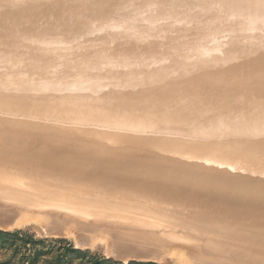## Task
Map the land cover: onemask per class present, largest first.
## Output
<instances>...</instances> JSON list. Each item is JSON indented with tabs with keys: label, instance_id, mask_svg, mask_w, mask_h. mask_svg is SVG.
Segmentation results:
<instances>
[{
	"label": "bare ground",
	"instance_id": "bare-ground-1",
	"mask_svg": "<svg viewBox=\"0 0 264 264\" xmlns=\"http://www.w3.org/2000/svg\"><path fill=\"white\" fill-rule=\"evenodd\" d=\"M92 1L95 2L94 7H90L89 10L88 7H86L87 9H84L85 7L83 8L84 11L86 10H88L87 12L90 11V13H87L88 15L82 17V15L78 16L77 14L76 18L70 20L69 18L70 15H68L67 12L70 11L76 5L78 0H0V71L5 70L3 71V73L0 72V77H3L6 82H9V84L10 81L13 82L16 79H17L16 82L23 84H26L28 80L34 78H36L37 80H41L44 78V80L46 79L52 81L53 84L56 83L58 80L63 79V81L66 80L67 83H69V85L80 80L83 83H85L87 85L86 87H88L89 89H91L90 87L91 85L94 86L97 83V81H100L101 82L100 89H102L103 92L102 96L100 94L97 95L99 96V100L95 99L92 102V97L86 95L88 93H86L85 95L83 93L84 96L82 94H78L76 96L74 93L75 91L70 89L68 90L66 89L65 92L60 91L61 94H57L56 92L57 97H55V91L52 92L50 88L49 90L46 89L43 92L41 91L39 92L37 90L35 91L33 88L26 89L20 86H16L15 82H14L15 83L14 86L9 85L10 87H3V89L6 88L7 90L5 89L1 91L2 88H0V197H4L11 200V202H7L6 200L0 198V207H6L9 209H14V207L15 209L26 207L33 211L39 210L41 211V213L48 212L50 208L52 209L51 210L52 212H55L56 214L59 213V215L61 214V216H59L60 218L78 219L86 223L90 222V221L88 222L86 221V219L89 216L98 217V216L106 215V218L108 217L107 220L104 219V221L102 220V222L100 221L96 222L94 220L97 218L93 217L94 222L92 221L90 224L97 225L111 231V238L113 239L112 243L115 245L116 248L118 247L122 251H130L132 253H137L140 250L148 251V252H152L155 250L162 251V250H167L169 248V245L172 244L176 249L180 247L183 252L180 250V248L178 250L181 251L182 254H184L183 256H186V258L189 257L191 259H194L193 261H196L197 264H264V234L260 233V232L264 233V180H258L259 178H256L258 182L254 179L256 183H254L253 180L251 183L249 179H244L243 178L244 176L240 177L239 173L235 172L237 171V169L234 171V165L231 164L234 158L233 156L234 153L232 148L234 147V145H236L238 139L232 137L225 139L223 146H226L227 149H223V153H221L220 151L219 154L217 151L212 149V147L209 145L207 140H203L207 138V135L204 132H200V134L198 135L193 134V136L184 135V137H182L180 141L175 143H173L170 138H166V140L163 143L164 146H166L167 156L171 157V158L168 157L166 159L167 162L171 161V162L182 163V166H180L179 169H177L176 171L171 167L164 168L161 167L159 164H158L159 166H157V164L156 165L154 164L155 163L154 159L151 156H156V146H140L142 148V151L137 150L135 147H132L134 149L129 150L130 148H126V147L113 148L112 146H106L105 144H103L104 142H102V140L100 139L98 140L89 139L90 137L93 136V133L92 130L88 132V130L84 128L82 123L83 117L81 110L85 108V110L87 111V112L85 111V113H87L90 118H94L93 116L96 115L95 110L97 108L98 109L102 108V106L100 107L98 106V104L102 103L103 106H105L106 104L104 103H108L107 105L109 106V104H111L110 105L111 107L109 108L103 107V109H101L102 111H100L101 113L106 115L105 119L107 117H110L112 114L118 115L119 113H121V109H122L125 110L123 113H125L126 115L129 114L131 115V113L132 115L134 114L133 119L137 120L143 117L142 114L145 112L146 109L149 108L151 111L154 110L159 111L158 113L162 115L161 119L166 120L167 124L170 125L171 129H175L178 132L176 133L177 135L178 134L181 135L182 134L181 127L183 126L182 124L179 125L178 122L173 118L174 115L172 116L171 114V112L173 113L172 110H174L175 108H179V106H184L188 109H191L192 119L198 118L199 116L202 117L203 119V115L204 116L206 115V117L208 116L210 118L211 117L216 118L219 116V115L217 116L216 113L217 110L219 109L218 106H221L222 108L225 107V103H224L225 101L229 99L230 100L239 99V101L235 102V105L237 104V102H239L238 103L239 105L238 104L237 105L240 108L237 111L236 118L239 119V121L241 122L244 121L245 123H242L243 126H247L250 129L254 128L255 126L259 127L258 130L260 129V132H258V134L256 135L261 136L262 138L261 143L264 146V86L263 84H261L262 85L261 87V85L259 84V87H256L258 85H255L254 87L255 81H253L254 84L253 87H251L250 84H252L253 82L252 83L250 82L255 78H251V80L249 79L250 84L244 83L246 80V79L244 80L245 76L247 75L246 78L248 79L252 77V76L250 77L248 76L249 73H253L252 71L250 72V70L248 69V67L250 66L248 65V63L250 62L249 61L247 63L245 62V64L248 66L247 67L243 61L244 59L245 61L250 59L248 58L247 55V52L249 50L246 52V54H243L244 51L242 53L243 55L247 56L248 58L247 60L246 58H244L245 56L242 58L243 60H240L239 59L240 57L236 58L237 55L239 54L241 55V53L235 50L237 55L234 56L235 55L234 48H229V47L227 49L225 48L221 49L219 47L220 49H216L215 55L213 53L214 57L211 58V54H209L210 58L207 57L210 63H215L214 61H217L219 62V64H221V66L222 65L224 66L226 65V67L229 66L230 67L229 70H231L232 68L237 69L239 66L241 67L244 64V67L246 66L243 72L244 73L243 75H245L243 77L244 81L239 78L240 74H238L239 77H237L238 75H235L236 70L232 72L235 73L233 76L232 74H230L231 72L229 71L226 72L225 71L226 69L224 68L223 69L225 72L223 71L221 73L222 69H220L221 71L218 69L220 68V65H218L217 63L216 64L219 67L217 65L215 66V64L213 65L215 66V68H213L212 65H209L210 67L212 66L211 68L215 70L217 68V71L218 70L220 71V74L217 72V74L219 75L224 76V75H228L225 73H229L232 77L231 78L229 76L230 79L236 77L239 78L241 81H238L239 79L237 80L236 78V81L241 82V84L238 83L239 86L235 80H234L235 83L233 80H230L231 82L233 81V84L229 83L230 81H228L229 84L226 83L227 81L226 82L224 81L223 83L224 84L226 83L227 85L222 84L221 83L222 80L221 82L220 80H218L220 83L219 82L214 83L212 79H215L216 82L219 75L217 76V79L216 77L215 78L212 77L214 75L216 76L217 74L215 73L216 72L215 70L213 74L211 72L212 70L210 69L209 72H211L213 75L210 76L211 79L207 77V75H205L207 73L205 70L210 68L209 66L205 67L207 64L206 65L203 64L205 65L204 66L205 70L204 67H202L203 68L202 70L205 71V74L200 69V71H202V73L206 76L205 79H203L204 75L200 73L203 75L200 76V74L197 71L198 67L203 65L200 66L195 65V67L197 68H195L194 65L192 66L193 68L196 69L197 73H195L196 71L192 72L193 69L191 70L190 67H189L190 69L187 67L189 70H191V72H189V70L187 69L188 73H186L187 70L185 68L184 69L186 71L178 67V71L179 69L181 71L182 70L185 71L183 74L181 73V71L178 73V71H176L177 70L176 67L178 64H176L175 62L176 61L180 62V59L178 61V58H176L177 54L176 55L173 54L177 59V60L175 59L176 61L175 60L173 61L174 62L173 64L175 65L172 66L174 67H170V66L168 67V65H166L167 63L164 64V62H161L160 60L159 62L163 63L164 65L163 67H160L161 69L158 68V70H156V67H153L152 65L155 64L153 63L154 61L152 63L148 61L149 59H152L149 58L151 56L150 55L146 57L147 59L148 58L149 59L147 60L144 58L145 59L144 61L147 60L150 63L149 65H151V67L153 68H150L147 65L148 67L147 66L146 67L148 69L146 68L145 70H139L138 69L139 67L134 65L136 61L132 60L137 54H139L137 53L138 51L136 49H133V52L135 50L137 54L134 55V57L133 56L129 57V58L133 57L132 59H130L134 61L133 64L134 66L132 67H130V65H127L128 62L125 63L127 66L123 65V67L122 68L120 67V69L119 67H116V66H120V64L116 66L108 65L110 59H112V62H114V59L118 60L119 57L122 55V54L118 55L119 53L118 54L115 53L116 56L118 55V57H115V55H113L114 57L113 56L111 57V55L110 57H108L107 55L105 59H107L108 64L100 68L104 70L101 71L100 75L99 74L97 75V72L95 74L84 73L83 71L86 68L82 69L83 70L82 72L78 71L77 73H72L71 69L65 71L63 70V66H65V63L69 57L73 55L80 56L81 55L80 53L83 54L84 52V54H89L88 56L92 58L90 52H92V54L93 52L97 54L98 47L104 49V46H100V45H105L108 42L107 34L108 32L111 33L110 31L112 30H115L117 33H120L121 35L134 34L133 38L139 37V39L146 40L150 38L149 36L148 38H146L147 37L146 35L149 33V32L147 33V31L158 32L159 30H163L167 25L170 24L167 23V25L164 26L163 29H158V31L156 30V20H157L156 0H144V1L141 0L142 3L140 2V5L137 6H135V4H139V3L137 0H135L134 4H132L133 7L127 10L120 9L121 7H119L118 4L119 0H92ZM173 1L179 4V0H173ZM192 1L189 3V5L192 4ZM201 1L198 0L199 3L197 1L196 2L200 4ZM227 1L229 2V0H226V2ZM250 1L252 0H232L234 6L238 9L240 13L245 11L246 6ZM259 1H260V3L258 4L259 7L257 8L258 10L254 9V7H256L257 4L254 5L252 9V10H257L255 11L256 16L254 17L252 15L253 16L252 17L250 15L252 18L249 17L251 19V22L249 23L250 27L248 26L249 28L246 30L248 31L246 32V35L253 34L252 36H254L253 32H255L256 30H257L256 32L258 31L260 32L261 30L264 29L262 27H261L262 29L261 28L258 29V27L261 25L258 26L259 24V21L257 22L258 19L257 20L254 19L257 16L264 17V0H259ZM205 2H201V4ZM185 4L186 3H184L183 5ZM225 6L228 7L229 5L228 6L225 5ZM204 7H206V5ZM170 8H172V6ZM185 8L187 9V12L192 11L191 9L190 11H188L189 6L186 4L183 9L184 10L183 12H185V14H186ZM236 8L231 7L233 11ZM249 9L250 8H248L247 10L248 12L252 11ZM208 10L209 9L207 6L206 11L208 12ZM221 10L220 9L218 10L220 11L221 14H219L218 11H216L218 15H222L223 11ZM195 11L200 12V10L197 11L196 8ZM196 12L194 14H200ZM228 13H226V15ZM213 14H215V12H213ZM234 14L231 16H234ZM172 15L174 16V14ZM203 15L205 14H202V16ZM185 16L187 15H184V17ZM189 16H191V14H189L188 17ZM263 17H261V19ZM175 18H177V16ZM226 18L222 17V21L220 20V22H223V19ZM234 18L236 17L234 16ZM238 18L240 17L238 16ZM196 19L197 18H195V22L193 20L194 24L198 20ZM244 19L246 20V18ZM175 20L172 19V21L170 22L176 23L174 22ZM180 20L181 19H179L177 22H179L178 23L179 25H182L183 24L181 22L182 20L181 21ZM188 20L189 19H186L187 23ZM230 20L232 21V19L230 18L228 22H230ZM235 20L233 19V23H234L233 25H236L237 27L233 25L232 26L236 27L237 31L245 30V28L242 29L243 25L241 24L240 21L242 19H238L240 23L235 22ZM200 22L204 23V21H200ZM207 22L208 20H206V24ZM210 22L212 23V20ZM220 22H219V27H221ZM243 22L244 21H242V23ZM235 23L237 24L239 23L242 28L239 26V24L237 25ZM178 24H176V26ZM208 24L210 25V23ZM223 24L224 23H221L222 26ZM227 24L228 23L226 22V24L224 25L228 26ZM231 24L229 23V26ZM246 24L248 23L246 22ZM246 24L244 23V25ZM171 25L172 24H170V26ZM209 25H204V26H209ZM176 26H174L175 27L174 32L177 29ZM196 26L198 27V25ZM213 26L214 27L216 26L215 23ZM226 26H224V28H226ZM189 27L191 28V31L190 29H188ZM197 27H195V29H197L198 30L197 32H199L201 27L200 28ZM188 28L186 30L184 29L185 31L183 30L184 33L181 32L182 34L179 31H177L178 29L176 31L178 32V34H181L180 36L186 33L189 34L188 32H186L187 30H189V32L193 31L191 34L196 33L194 36L195 39L200 32H201V37L203 35L202 32L204 33V28L201 29L203 31L200 30L198 34L197 32H195L196 30L195 31L194 29L192 30V26H188ZM215 28L213 29V31L215 30ZM208 29H210V27H208ZM229 29L230 28L227 27L226 30ZM224 30L222 32L218 28L219 31L218 32L216 29L218 33L216 32L217 34H215L214 32L215 36L216 35L218 36L221 32L223 35H227V32L230 35L232 31L231 30L230 33L229 31L227 32L225 31L224 33ZM236 30L235 32L232 31L233 33H231L230 35V36H232L233 34L235 35L234 40L235 39L238 40V38H235L237 35ZM169 31L170 30L166 32ZM213 31L212 33L210 32L212 36H213ZM242 31L240 34L244 35V32L242 33ZM161 32L159 31L158 34H160ZM158 34L155 36V38L152 36L151 38H154L156 40L157 37H159ZM169 34L170 32L168 33V37H170ZM222 34H220V36L222 37L219 36L218 37L223 38L224 40L225 36L223 37ZM260 34L261 33H257V35L259 36ZM193 35H190V37L188 36L191 41H192L191 36ZM207 35L208 34L205 35L206 38L210 37V39L212 38L213 40L212 36H207ZM243 35H241L240 39L242 37L244 38ZM199 36L197 37L198 41H199L198 39ZM238 36H240L239 32H238ZM252 36L249 35L246 37H252ZM255 36L252 37L253 40ZM262 36L261 39H259L260 41L264 39V34ZM182 37H179V39ZM127 38H130V36L129 37L127 36ZM252 38H249V40L251 39L252 41ZM256 38L255 40L258 39ZM122 39H117V40H120L122 42ZM134 39L137 41L136 38ZM207 39L205 40V43L207 42ZM210 39L208 40V42L210 41ZM227 39L228 37L226 36V40ZM246 39L244 38L243 41ZM130 40H132V38H130ZM223 40L222 39L219 40L222 43L219 42L218 44L222 45L223 42L225 43L227 42L226 40L224 41ZM114 41H116V39ZM127 41H129V39ZM191 41H189V43L186 44H191L190 43ZM143 42L139 43V40L137 41L139 45H141ZM157 42L158 41L154 42L157 45V46L155 45V48L157 47L156 49H158L160 47L159 44H161L159 42H158L159 44H157ZM212 42L210 41V43ZM216 42H218V40ZM216 42L215 44H217ZM253 42L254 43L249 44V47L252 44L253 45L255 44V41ZM194 43L197 48L201 46V45L199 46L196 42ZM228 43L230 42H227V44ZM231 43L230 45H232ZM237 43L238 45L235 46L236 47L240 46L239 42ZM243 43L242 46L246 44L245 42ZM213 44L210 45L208 43V47L210 45L211 48L210 47L209 48L214 52L215 51L214 49L219 45L217 44L216 47L214 48ZM227 44L225 46H228ZM123 45L125 46V44ZM144 45L145 47H149L146 46V44ZM246 45L244 46L245 48ZM132 46H134L133 48H135L136 44ZM201 47L205 48L206 46L205 47L201 46ZM212 47L214 49H212ZM244 47L242 50H247L244 49ZM123 48L125 49V47ZM129 48L132 49V47ZM155 48H153L154 51L156 50ZM171 48L172 51L174 48H175L174 50L176 49L185 50L186 48L191 50L192 46L171 43ZM105 49H111V48L105 47ZM118 49L116 52H118ZM131 49H129V51L132 52ZM139 49H142V47H140ZM146 50L149 49L147 48ZM195 50L196 49H194V51ZM99 51L101 52V49ZM121 51L122 50H120V52ZM152 51L153 50L151 49V52ZM206 51L210 52L207 49ZM253 51L254 50H252V52ZM103 52L105 51H102V53ZM142 52L145 54L146 52L145 49H142ZM151 52L149 54H151ZM249 52L251 53V51ZM95 53L94 55H96ZM102 53L100 55H102ZM123 53L124 56L125 54H128L127 52L125 53L124 50ZM107 54L110 53L108 52ZM133 54H135V52ZM160 54L157 55L159 56ZM201 54L203 55V57H205L203 53ZM257 54L259 53L256 50V53L253 54L255 56L254 59L258 58ZM129 55H132V53ZM147 55L148 53L146 54V56ZM154 55L155 54H153V56ZM167 55L169 54H166V56ZM185 55H187V53H185L184 56ZM193 55L194 54H192V56ZM84 56L86 57V55ZM88 56L87 58H89L90 60L91 58ZM128 56L126 57L128 58ZM95 57H93L95 60L92 58L94 61H96ZM121 57L123 58V55ZM143 57L140 55V59H142ZM155 57L153 59L159 58V57L156 58ZM179 57L181 58V56ZM127 58H125L124 60H126ZM168 58L164 60L167 61ZM72 59H74L75 61V58ZM92 59L89 62H92ZM137 59L139 60V57ZM171 60L173 59L171 58L170 61L168 59V62L171 63ZM184 60H182L184 62V63L182 62L183 65L185 64ZM187 60L186 62H188ZM242 61L243 63L241 64L240 62ZM67 62L69 63V61ZM77 62L78 61H76L75 63L77 64ZM190 62L194 63L192 61ZM81 63L82 62H80V65ZM93 63L91 64L93 65ZM130 63L131 61L129 62V64ZM158 63L157 65L159 67L160 63L159 64ZM191 63L189 64L188 62L187 64L184 65V67H186L187 65L188 66L191 65ZM198 63L199 62H197V65H199ZM251 63L254 67L264 66V57H260L257 61L255 60L251 61ZM83 64L85 63L83 62ZM83 64L82 67L84 66ZM88 64L90 65V63ZM97 64L98 63H96V65ZM110 64L112 63L110 62ZM165 65L169 69H167ZM78 66L79 65H76V69H78L77 68ZM93 66H95V64ZM96 67L98 68L99 66ZM170 68L176 69V70L172 69L174 73H171L172 70L169 71ZM249 68H252V66ZM252 70H255V68ZM256 70L254 71V73L256 72ZM261 70H259V72L261 73L260 74L258 73L259 75H257V78L260 75H262L260 77L263 79L264 74H262L263 72ZM241 71H243V69H241ZM85 72H87V70H85ZM167 72L171 73L168 74L169 77L166 76ZM209 72L207 73L208 76L210 75ZM206 78H209L210 80ZM219 78H221V76H219ZM261 80L260 82L259 80L258 81L256 80L257 81L256 84H258V82L261 83ZM129 86H134V87L130 89ZM88 88L85 89L88 90ZM119 92H121V94ZM48 94H50L49 97ZM31 99L32 101H35L37 103L30 101ZM43 100L44 101L46 100L45 102L48 101L49 103H45ZM72 100H74L75 102L73 101V103L71 102L72 104H69L70 103L69 101ZM94 101L96 104L94 103ZM219 101H221V103ZM86 102L87 104H85ZM98 112L99 111H97V113ZM101 113H99L98 115L101 116ZM223 114L221 113L222 116L228 118ZM220 117H218V119ZM234 117H232L233 121H236L238 123L239 121L234 120L236 119ZM66 118H69L70 120ZM105 119L104 120L102 119L100 122H93L91 124L92 127L95 130L104 127V131H107L106 134L108 133L115 134L116 132L122 133L121 130L123 128V125L114 124L110 119L106 121ZM150 119L151 118H149V120ZM37 120H41V122L39 123V121ZM230 120H231V116H230ZM103 122H105V125L103 124ZM147 122L149 123V121ZM36 123H39L38 124L39 126L36 125ZM41 123H43V125ZM232 123L235 127H238L237 123L234 122ZM40 124L43 126L42 128ZM175 125H178L180 130ZM58 127H61V129L62 127L65 128V131L74 130L76 131L77 135H71V134L69 135L66 134L65 131H62L60 133V130L59 133H57L58 131L55 132L54 130H56ZM129 127L132 128V126ZM254 129L257 130L256 128ZM134 130L139 132L138 129H134ZM222 130H224V128ZM230 130L232 131V129ZM239 130H237V132ZM219 131L217 132L219 133ZM217 132L215 130V132L213 133H217ZM252 132L254 131L252 130ZM252 132L251 130L250 132H246V134L248 133V136H251L249 141H252L255 137L257 138V136ZM225 133L221 135L224 136ZM187 149L189 150V153L191 152V150H195V152H197L196 154L197 160L196 158L194 159L195 157L194 154L192 153L190 154L194 156L193 159L196 160V162L192 163L189 161L184 162L182 160L180 161L174 160L175 158L183 157L186 154L185 150ZM250 149L254 151L252 147H250ZM204 151H208L210 152V154L205 155ZM252 151L246 150V155H242V156H244L247 159H250L255 155V153H253ZM200 153L202 155H198ZM218 154L221 158H224L225 160L228 159L227 161L230 162H226L227 164L225 162H224L225 164L217 163L216 165L215 162H219ZM261 156H262L261 161L264 162V152L261 154ZM25 157H30V158H28L29 159L28 160V159H24ZM204 161H206V163H204ZM202 162L203 164H200ZM220 164L221 165L224 164L225 167L220 166ZM148 166H151L152 169L154 170L153 173L154 175L152 176L155 177V178L149 177L150 179L149 178H148L149 180L147 179L148 183L151 180L157 178L160 179V181L158 180L157 182L161 183L164 187L167 188H164L163 190L160 189L161 190L160 191L157 188L158 187L157 184H156L157 187L154 186L155 184L154 185L152 184L153 182L149 184H145V183L142 184L143 182H145L144 181V179L146 178L145 176L147 175L148 177V174H150V173L146 174L145 172H143L145 171L143 170L144 169L143 167L147 168ZM239 166L240 164L237 165V168ZM219 167L226 169L221 170L219 169ZM240 167L239 169H242L243 166L241 165ZM248 167H249L248 169H250V166ZM259 167L261 169V166ZM263 168L264 167H262V169ZM152 169L150 168V170ZM153 170L152 171L148 170V171L152 173ZM253 171L251 172L253 173ZM246 172H244L245 175L248 174V173L246 174ZM143 173H145L146 175L144 174L143 176ZM258 175L259 174L257 173V176ZM142 177L145 178L143 180H140L142 179ZM261 177H264V175H262ZM102 179H104L105 181ZM100 180H102V182ZM106 180L110 181L111 183L109 182L108 185H105L103 182L107 183ZM138 180L142 181V183L138 182ZM161 181L166 184H163ZM156 188L158 189V191H156ZM96 192L99 195L96 194ZM231 205L236 206V208L238 207V210H232L230 212H227L229 210L228 207H230ZM63 210L66 211V213L64 212L65 214L61 213L63 212ZM71 213H73V215L75 216H71L72 215ZM0 216H6V212L1 208H0ZM181 253L179 252V255ZM189 264L192 263L189 262Z\"/></svg>",
	"mask_w": 264,
	"mask_h": 264
},
{
	"label": "rangeland",
	"instance_id": "rangeland-1",
	"mask_svg": "<svg viewBox=\"0 0 264 264\" xmlns=\"http://www.w3.org/2000/svg\"><path fill=\"white\" fill-rule=\"evenodd\" d=\"M87 1H88V3H87ZM134 1L135 0H119V7H121L120 9L121 10H127V9H130V8H132L133 7V5L132 4H134ZM138 1V3L139 4H135V6H137V5H140V2L142 3V1H144V0H137ZM192 0H179V4H177L176 2H174L173 0H156V30L158 31V29H163L164 28V26H166L167 25V23H170V24H172L171 26H170V24L169 25H167L168 26V29H167V26L164 28L166 31H168V30H170L169 32H170V34H169V36L170 37H168V33L169 32H166L164 29V31L163 30H159L161 33L160 34H158L159 33V31L158 32H156V31H154V32H152V31H147V37L146 38H148V36L150 37V38H148V39H139V37L137 38V37H134V38H136L137 39V41L139 40V43H141V42H143L144 40L146 41H144L143 43L144 44H146V46H149V47H145V45L143 44H141V45H139L138 43H137V41L133 38V36H134V34H125V35H121L120 33H117L115 30H112V31H110L111 33H109L108 32V39H107V43L105 44V45H100V46H104V49H102V48H97L98 50H97V54L95 53V52H93V54H92V52H90V54L92 55V58L93 57H95L96 58V61H94L90 56H88L89 54H84V52H83V54L82 53H80L81 55L80 56H77V55H73V56H71L72 58H75V61H74V59H72L71 57H69L68 59H67V61H69V63L66 61V63H65V66H63V70H68V69H71L72 70V73H77L78 71L79 72H82L83 70L82 69H85V70H87V72H85V70L83 71L84 73H87V74H90V73H96L97 72V75L99 74H101V71H104V70H102V69H100L102 66H105V65H107L108 64V61H107V59H105L106 57H107V55H108V57H110V55H111V57L113 56V55H115V57H118V55H123V58L121 57H119V61H120V63H119V61L118 60H115L114 59V62H112V59H110L109 60V64L108 65H119L120 64V66H116V67H119V69H120V67L122 68L123 67V65L124 66H127V65H130V67H132V66H137V67H139L138 69L139 70H145L148 66L150 67V68H153V67H156V70H158V68L159 69H161L160 67H163V65L164 64H166V65H168V67L170 66V67H174V66H172V65H175V64H173L174 62V60L176 59V58H178V61H179V59H180V62H177L176 60V64H178L177 65V70L175 69V68H172V69H175L176 71H178V67H180V69H188L189 67L191 68V70H192V72L194 71H196V69L195 68H197V67H195V65L196 66H200V65H203V64H207L206 66L205 65H203V66H200V67H198V69H197V71H198V73L200 74V73H202V67H208L209 65H214L215 64V66L218 64V65H220V68H218L219 70L220 69H222V71H221V73L224 71V69H226L225 71L227 72V71H229V72H231L230 74H232L233 76H234V74L235 73H232V72H234V70H236L235 72H236V74L235 75H238V74H240V77H239V75L237 76V77H239L240 79H242L243 80V77L245 76V75H243L244 73V68H246V64H245V62L247 63L248 61L250 62V63H248V65H250L249 67H251L252 66V68H249L248 66V69L250 70V72L252 71L253 73H254V71L256 70V72L253 74V73H249V77L250 76H252V77H250V78H246V76H245V78H244V80H245V82L244 83H248V84H250V83H252L253 81H255V84H254V82L252 83V84H250L251 85V87H253V84H254V87H255V85H258V86H256V87H259V84L261 85V84H263V86H264V75H263V79L260 77V76H262V75H260L258 78H257V75H259L261 72H259V70H261L263 73L262 74H264V66H256V67H254L253 65H252V63H251V61H257L260 57H264L263 55V53H264V50H263V48H264V39H262V41H260L259 39H261V36L264 34L263 33V31H264V29L263 30H261L260 32L258 31V32H253L254 33V36H255V34H256V36H255V38L258 40V43H257V40H255V38H254V40H253V38L252 37H254V36H252L253 34H249L250 36H252V37H246V36H249V35H246V32H248V31H246L249 27H250V22H251V19L250 18H252L253 16L255 17L256 15V12L255 11H257L258 9V4L260 3V1L259 0H252V1H250L248 4H247V6H246V9H245V11L244 12H242V13H240L239 11H238V9L234 6V3L232 2V0H229V2L227 1L226 2V0H199V1H201V2H205V3H203V4H201V2H200V4H198L199 2H198V0H193L192 1V4H190L189 5V3L191 2ZM198 3H197V2ZM214 1V2H213ZM231 1V2H230ZM86 2V3H85ZM120 2H121V4H120ZM128 2H130V3H128ZM162 2V3H161ZM164 2V3H163ZM168 2H169V4H168ZM193 2H194V4H193ZM258 2V3H257ZM184 3H186L188 6H189V10L188 11H190V9L192 10V11H190V12H187V9L185 10L186 11V14H185V12H183L184 10V7H185V5H183ZM213 3V4H212ZM233 3V4H232ZM255 3V4H254ZM94 4H95V2L94 1H92V0H78V2L76 3V5L70 10V11H68L67 12V14L68 15H70V20L71 19H74V18H76V16H77V14H78V16H81L82 15V17L83 16H85V15H88L87 13H90V11L89 12H87L89 9H90V7H94ZM126 4V5H125ZM129 4V5H128ZM211 6H210V5ZM257 4V5H256ZM124 5V6H123ZM174 5V6H173ZM176 5V6H175ZM191 5H192V7H191ZM199 5H200V8H199ZM206 5V7H204ZM213 5V6H212ZM225 5H229L228 7H226ZM252 5V6H251ZM254 5H256V7H254ZM172 6V8H170ZM196 6H198V7H196ZM207 6H208V9L210 10H208V12L206 11L207 10ZM248 6H250V7H248ZM85 7V8H84ZM86 7H88V10H86V11H84L83 10V8L84 9H87ZM123 7V8H122ZM187 7V6H186ZM191 7V8H190ZM204 7V8H203ZM231 7H233V8H236V9H234V11L231 9ZM252 7V8H251ZM253 7H254V9H257V10H252L253 9ZM195 8H196V10L197 11H199L200 10V12H196L195 11ZM216 8V9H215ZM229 8V9H228ZM248 8H250L249 10H252V11H250V12H248L247 10H248ZM158 9V10H157ZM206 9V10H205ZM214 9V10H213ZM220 9H222L221 11H223V13H222V15H218V13L219 14H221L220 13V11H218V10ZM225 9H226V11H225ZM231 9V10H230ZM160 10V11H159ZM165 12H164V11ZM171 10H172V12H171ZM175 10V11H174ZM180 10V11H179ZM204 10H205V12H204ZM212 10V11H211ZM157 11H159V12H157ZM163 13H162V12ZM176 11H177V13H176ZM216 11H218V13L216 12ZM224 11H225V13H224ZM235 11H236V13H235ZM238 11V12H237ZM183 12V13H182ZM200 13V14H194V13ZM204 12V13H203ZM212 12V13H211ZM213 12H215V14L217 15H215V14H213ZM229 12V13H228ZM236 14H234V13ZM69 13H71V14H69ZM81 13V14H80ZM83 13V14H82ZM174 14V16L172 15V14ZM212 15H210V14ZM226 13H228L227 15H226ZM232 13V14H231ZM244 13V14H243ZM248 13H250V14H248ZM252 13V14H251ZM189 14H191V16H189L188 17V15ZM194 14V15H193ZM202 14H205V15H203L202 16ZM208 14V15H207ZM233 15L234 14V16L236 17V18H234V16H231V15ZM239 14V15H238ZM159 15V16H158ZM184 15H187V16H185L184 17ZM197 15V16H196ZM213 15H214V17H213ZM226 17H228L229 19L231 18L232 19V21L230 20V22H228L229 21V19L228 18H226ZM246 15H249V16H246ZM252 17H251V16ZM258 15V14H257ZM172 16V17H171ZM177 16V18H175ZM202 16V17H201ZM211 16V17H210ZM219 16H220V18H219ZM238 16L240 17V18H238ZM241 16H244V17H241ZM158 17V18H157ZM200 17V18H199ZM210 17V18H209ZM213 17V18H212ZM222 17L223 18H226V19H223V22H220V20L222 21ZM250 17V18H249ZM261 17H263V16H257L256 18H254V19H258L257 20V22L259 21V24H258V26L259 25H261V26H259L258 27V29H260L261 27L262 28H264V26H263V24H264V21H262V20H264L263 18L261 19ZM162 18V19H161ZM181 19L180 21L183 23H181L182 25H179L178 23L179 22H177L179 19ZM191 18V19H190ZM195 18H197L196 20V23L194 24L193 23V20H194V22H195ZM202 18V19H201ZM209 18V19H208ZM212 18V19H211ZM217 18V19H216ZM244 18H246V20L244 19ZM249 18V19H248ZM172 19L173 20H175V19H177V20H175L174 22H176V23H173V22H170V21H172ZM185 19V20H184ZM186 19H189L188 20V23H190V24H188L187 23V21H186ZM201 19V20H200ZM205 19V20H204ZM212 20V23L210 22L211 20ZM216 19V20H215ZM228 19V20H227ZM233 19L235 20V22H239L238 21V19H242V20H240L241 21V24L243 25V28L241 27V25L239 24V26L242 28V29H244L245 28V30H239V31H237L236 30V25H233L234 23H233ZM244 19V20H243ZM248 19V20H247ZM253 19V20H254ZM183 20H184V22L185 23H187V24H185L184 22H183ZM206 20H208V22H207V24H206ZM210 20V21H209ZM217 20H219V21H217ZM200 21H204V23L203 22H200ZM214 21H216V22H214ZM224 21H226L228 24V26H226V25H224V24H226V22H224ZM242 21H244L243 23H242ZM248 23V24H246V22ZM263 22V24H262V22ZM198 22V23H197ZM215 23V27L213 26L214 25V23ZM219 22H220V26L221 27H219ZM260 22H261V24H260ZM199 23H202V24H199ZM208 23H210V25L213 27H211ZM217 23V24H216ZM221 23H224L223 24V26L221 25ZM229 23L231 24L230 26H229ZM244 23L247 25H244ZM159 24V25H158ZM164 24V25H163ZM174 24V25H173ZM176 24H178L177 26H176ZM193 24V25H192ZM235 24H237V23H235ZM237 24V25H238ZM162 25V26H161ZM187 25V26H186ZM196 25H198V27L196 26ZM200 25H202V26H200ZM204 25H209V26H204ZM236 26V27H233V26ZM174 26H176L177 27V31H179L180 33L182 32V33H184L183 32V30L185 29H187L188 28V26H192V30L194 29V31L195 32H197L198 30L197 29H195V27H197V28H200V30L201 29H203L204 28V33L202 32V37H201V32H200V30H199V32H197V34L199 33V35H197L196 36V39L194 38V36H195V34L193 35V34H191L192 32H189V30H187L186 32H188L189 34H184V35H182V36H184V37H182V36H180L181 34H178V32L175 30V32H174V29H175V27ZM182 26V27H181ZM184 26V27H183ZM193 26H195V27H193ZM200 26V27H199ZM224 26H226V28H224ZM238 26V27H239ZM249 26V27H248ZM182 29H181V28ZM187 27V28H186ZM205 27H206V29H205ZM208 27H210V29H208ZM227 27H229L230 29L232 28H235V29H231L233 32H235V30H236V33H237V35H236V37L235 38H238V40L237 39H235L234 40V34L232 35V36H230L231 35V33H233L230 29L229 30H226L227 29ZM215 28V30L213 31V29ZM218 28H219V30L220 31H222L223 32V30H224V33H225V31L227 32V31H229V33H230V31H231V33H230V35L228 34V32H227V35H223L222 34V32L220 33V34H222L223 35V37H224V40H226V36L228 37V39L226 40L227 42H232L231 44L232 45H230V43H228L227 44V42L225 43V42H223V44L222 45H220V44H218L219 42L220 43H222L221 41H219V40H223V38H219V37H222V36H220V34L217 36H215V34H217L219 31H218ZM223 29V30H221V29ZM241 28H239V29H241ZM261 28V29H262ZM171 29H173V30H171ZM180 29V30H179ZM188 29H190V31H191V28L189 27ZM216 29H217V31H216ZM184 30V31H185ZM207 30H208V33H207ZM213 31V36H212V31ZM201 31H203V30H201ZM241 31H242V33L244 32V35L243 34H240L241 33ZM166 32V33H165ZM211 32V33H210ZM214 32H215V34H214ZM217 32V33H216ZM238 32H239V35L240 36H238ZM164 33H165V35H164ZM177 33V34H176ZM208 34L207 36H212L213 37V40H215V41H213L212 40V38L210 39V37H207V38H209L210 39V41L212 42V43H210V41L208 42V40L209 39H207L206 38V34ZM210 33V34H209ZM235 33V34H236ZM257 33H261L260 34V36L259 35H257ZM111 34V35H110ZM151 34V35H150ZM155 34V35H154ZM159 35V37H157V39L155 40L154 38H155V36L156 35ZM172 34V35H171ZM132 35V36H131ZM174 35V36H173ZM190 35H193V36H191V39H192V41L189 39V37H190ZM229 35V36H228ZM241 35H243L244 36V38L246 39V38H248V39H246V40H244L243 41V37L240 39V37H241ZM246 35V36H245ZM127 36L129 37L130 36V38H132V40H130V38H127ZM151 36L152 37H154V38H151ZM166 36V37H165ZM172 36V37H171ZM189 36V37H188ZM199 36V41L197 40V37ZM205 36V37H204ZM117 37V38H116ZM122 37H123V39H122ZM126 37V38H125ZM162 37V38H161ZM165 39H164V38ZM169 39H168V38ZM174 37V38H173ZM175 37H176V39H175ZM179 37H182V38H180L179 39ZM201 37V38H200ZM214 37H215V39H214ZM219 39H218V38ZM230 37V38H229ZM263 37V36H262ZM116 39V41H114L115 39ZM159 38H161V39H159ZM172 38H173V40H172ZM184 38V39H183ZM193 38H194V40H193ZM233 38V39H232ZM249 38H252V41H251V39L249 40ZM112 39H114V40H112ZM117 39H122V42L120 41V40H117ZM129 39V41H127ZM169 40V41H163V40ZM179 39V40H178ZM187 39V40H186ZM201 39V40H200ZM204 39V40H203ZM207 39V44L205 43V40ZM230 39H232V40H230ZM242 41H240V40ZM141 40V41H140ZM151 40V41H150ZM155 40V41H154ZM161 40V41H160ZM172 40V41H171ZM191 41L190 43L191 44H186V43H189V41ZM218 40V42H216ZM223 40V41H224ZM228 40H230V41H228ZM236 40H237V42H239V45L240 46H238V47H236L237 45H238V43L236 42ZM118 41H120V42H118ZM123 41H124V43H123ZM125 41H126V43H125ZM136 41V42H135ZM150 41V42H149ZM156 41H158L159 43H161V44H159L158 42H157V44H159L160 45V47L158 48V49H156L155 48V45H156V43H154V42H156ZM171 41V42H170ZM177 41H179V42H176ZM180 41H182V42H180ZM249 41V42H248ZM253 41H255V44L253 45H251L250 47H249V44L250 43H254ZM111 42V43H110ZM133 42H135V43H133ZM164 42H165V44H164ZM174 42V43H173ZM194 42H196L199 46L201 45V46H206L205 48H203V47H199V48H197L196 47V45H195V43ZM199 42V43H198ZM215 42L219 45V46H217L216 47V45L217 44H215ZM236 42V43H235ZM243 42H245L246 44H248V45H246V48L244 47V46H242V43ZM259 42H261V43H259ZM110 43V44H109ZM115 43V44H114ZM120 43V44H119ZM121 43H123V44H125V46L123 45V44H121ZM149 43H151V44H149ZM154 43V44H153ZM163 43V44H162ZM171 43L172 44H183V45H191L192 46V48H191V50L190 49H185V50H183V49H176V50H174L173 49V51H172V48H171ZM204 43H205V45H204ZM208 43L211 45V44H213L214 45V48L212 47V49H214L215 51L213 52L210 48H211V46L209 45V47H208ZM225 43V44H224ZM234 43V44H233ZM134 45V44H136V47L135 48H133L134 46H132V45ZM139 46H138V45ZM228 45V46H225V45ZM244 44V43H243ZM115 45V46H114ZM131 45V46H130ZM236 45V46H235ZM117 46V47H116ZM125 47V49L123 48V47ZM132 47V49L131 48H129V47ZM138 46V47H137ZM154 46V47H153ZM157 46V45H156ZM164 46V47H163ZM166 46V47H165ZM222 46V47H221ZM224 46V47H223ZM232 46H234V47H232ZM257 46V47H256ZM263 47V48H261V47ZM105 47L106 48H111V49H105ZM122 47V48H121ZM127 47V48H126ZM140 47H142V49H145V54L143 53L144 52V50H143V52H142V49H139ZM144 47V48H143ZM150 47H152V48H150ZM227 49L228 47L229 48H234V52H235V55L234 56H236L237 54H236V51H238L239 53H241V55L239 54V55H237V57L236 58H239L240 60H243L242 58L245 56V55H243V54H246V52L249 50V51H251V53L248 51L247 52V55H248V58H250V59H248L247 58V56H245L244 58H246V60L247 61H245V59L243 60L244 61V64L246 65L245 67H244V64H243V66H239L237 69H231V70H229V66L228 67H226V65L224 66V65H222L221 66V64H219V62H217V61H214L215 63H210L208 60V58L207 57H209L210 55L209 54H211V58L212 57H214L213 56V53H214V55H215V53H216V49ZM243 47H244V49H247V50H242L243 49ZM249 47V48H248ZM259 47V48H258ZM115 48H116V50H115ZM119 48V49H118ZM121 48V49H120ZM149 49V50H146V49ZM153 48H155L156 50L154 51V49ZM162 48V49H161ZM166 48V49H165ZM209 48V49H208ZM236 48V49H235ZM101 49V52L99 51ZM117 49H118V52H116L117 51ZM129 49H131L132 50V52L131 51H129ZM133 49H136L138 52L137 53H139L143 58L142 59H140V55L139 54H137L136 53V51L134 50V52H135V54H133L134 52H133ZM151 49L153 50L152 52H151ZM194 49H196L195 51H194ZM202 49V50H201ZM205 49V50H204ZM206 49L208 50V51H210V52H207L206 51ZM113 50V51H112ZM120 50H122L121 52H120ZM123 50H124V52L126 53H128V52H131L132 53V55H129V54H131V53H128V54H125V56H124V53H123ZM127 50V51H126ZM236 50V51H235ZM240 50V51H239ZM252 50H254L253 52H252ZM256 50H257V52L259 53V54H257V59L255 58L254 59V55L253 54H255L256 53ZM99 51V52H98ZM102 51H105V52H103L102 53ZM110 53V54H107L108 52ZM114 52V53H112V52ZM164 51V52H163ZM177 51H179V52H177ZM185 51V52H184ZM190 51H192V52H190ZM200 51V52H199ZM202 51V52H201ZM242 51V52H241ZM243 51H244V53H243ZM151 52V54H149ZM154 52V53H153ZM160 54V53H162V54H160L159 56L156 54ZM159 52V53H158ZM168 52V53H167ZM170 52V53H169ZM173 52V53H172ZM177 52V53H176ZM193 52H195V53H193ZM197 52V53H196ZM87 53V52H86ZM94 53L96 54V55H94ZM102 53V55H100ZM106 55H105V54ZM118 54L117 56H116V54ZM148 53V55L146 56V54ZM165 53V54H164ZM182 53H187V55H185L184 56V54H182ZM189 53V54H188ZM201 53H203L204 55H205V57H203V55L201 54ZM243 53V54H242ZM250 55H249V54ZM137 54V55H136ZM153 54H155L156 55V57H159L158 59H153L154 57H155V55L153 56ZM166 54H169V55H167L166 56ZM172 54V55H171ZM173 54H177L176 55V58H175V55H173ZM192 54H194L193 56H192ZM208 54V55H207ZM84 55H86V57L84 56ZM129 55V56H128ZM134 55H136L135 57H134ZM151 55V56H150ZM162 55V56H161ZM195 55H196V57H195ZM259 55V56H258ZM261 55V56H260ZM87 56L88 57H90L91 59H92V62H89V61H91V59L89 60V58H87ZM101 58H100V57ZM126 56H128V58L126 57ZM130 56H133L132 58H129ZM148 56H150L149 58H152V59H147L146 57H148ZM153 56V57H152ZM164 56H165V58H164ZM178 56V57H177ZM179 56H181V58L179 57ZM199 56H201V57H199ZM242 56V57H241ZM83 57V58H82ZM114 57V56H113ZM139 57V60H140V63H139V60L137 59ZM155 57V58H156ZM169 57V58H168ZM174 57V58H173ZM186 59H185V58ZM190 57V58H189ZM198 57V58H197ZM100 58V59H99ZM102 58H104V59H102ZM125 58H127L126 60H124ZM147 59L150 63H152L153 61V63H155V64H152L153 65V67H151V65H149L150 63L146 60V61H144L145 59ZM163 58V59H162ZM166 58H168L169 59V61H170V59L172 58L173 60H171V63L170 62H168V59H167V61L166 60H164V59H166ZM196 58V59H195ZM202 58H204V59H202ZM210 58V57H209ZM73 60V62H72V60ZM77 59V60H76ZM79 59H82V60H79ZM87 59V60H86ZM97 59H98V61H97ZM102 59V60H101ZM130 59H132V60H135L136 61V63L134 64V61H132V60H130ZM184 60L185 61V64H187L188 62H189V64L191 63L190 61H192V62H194V63H191V65H187L186 67H184V65L182 64V60ZM188 59V60H187ZM196 61H195V60ZM199 59V60H198ZM201 59V60H200ZM161 60V62H164V64L163 63H160L159 61ZM164 60V61H163ZM186 60L188 61V62H186ZM198 60V61H197ZM202 60H204V61H202ZM54 61V60H53ZM76 61H78L77 62V64L75 63ZM93 61H94V63H93ZM106 61V62H105ZM116 61V62H115ZM123 61V62H122ZM125 61V62H124ZM131 61V63L129 64V62ZM142 61V62H141ZM144 61V62H143ZM161 64V66H160V64L158 63V62ZM201 61H202V63H201ZM211 61V60H210ZM243 61L242 62H240L241 64L243 63ZM71 62V63H70ZM80 62H82L81 63V65H80ZM83 62L85 63V64H83ZM100 63V64H102V65H96V63ZM110 62L112 63V64H110ZM121 62H122V64H121ZM128 62V64L126 65L125 63H127ZM139 64H138V63ZM145 62H147V63H145ZM197 62H199L198 64L199 65H197ZM73 63V64H72ZM79 63V64H78ZM87 63V64H86ZM88 63H90V65L88 64ZM91 63H93V65L95 64V66H93ZM106 63V64H105ZM116 63V64H115ZM124 63V64H123ZM141 63H143V64H141ZM146 65H145V64ZM157 63L159 64V67H158V65H157ZM181 63V64H180ZM184 63V62H183ZM217 63V64H216ZM82 64L85 66H83L82 67ZM134 64V65H133ZM180 64V65H179ZM76 65H79L77 68L79 69H76ZM142 65V66H141ZM148 65V66H147ZM155 65H157V66H155ZM165 65V66H166ZM181 65H182V67H181ZM194 65V67L195 68H193L192 66ZM217 65V66H218ZM96 66H99L98 68L96 67ZM145 66V67H144ZM147 66V67H146ZM164 66V67H165ZM211 66V67H212ZM215 66H213V68H215ZM66 67H68V68H65ZM167 66H166V68L167 69H169ZM188 67V68H187ZM205 67H204V70H205ZM210 67V66H209ZM206 68L207 70H205L207 73L210 71V69L212 70L211 72L213 73V72H215L216 74H217V72L220 74V71L218 70L217 71V68H216V70L215 69H213V68ZM219 67V66H218ZM226 67V68H225ZM75 68V69H74ZM89 68V69H88ZM92 68H94V69H92ZM144 68V69H143ZM189 68V69H190ZM224 68V69H223ZM255 68V70H252V69H254ZM98 69V70H97ZM148 69V68H147ZM171 68H170V70L169 71H171L172 70ZM179 69V71H178V73L181 71ZM184 69V70H185ZM188 69V70H189ZM195 69V70H194ZM200 69L202 70V71H200ZM241 69H243V71H241ZM70 70V71H71ZM74 70V71H73ZM174 70V71H175ZM184 70H182L181 71V73L183 74L185 71ZM188 70H187V72L186 73H188ZM191 70H189V72H191ZM215 70V71H214ZM240 70V71H239ZM3 71H5V70H3ZM3 71H0V72H2L3 73ZM90 71V72H89ZM99 71H100V73H99ZM197 71L195 72V73H197ZM205 71H203V73L205 74ZM224 71V72H225ZM89 72V73H88ZM211 72H209V76H208V74L206 73L205 75H207V77H209L210 78V76H212L213 74L211 73ZM239 72V73H238ZM171 73H174L173 72V70H172V72ZM170 72L168 73L167 72V75L166 76H168L169 77V75L168 74H171ZM177 73V72H176ZM180 73V74H181ZM202 73V74H203ZM242 73V74H241ZM259 73V74H258ZM86 74V75H87ZM202 74H200V76L202 75ZM203 74V75H204ZM219 74H217L216 76L214 75V76H212V77H216V79H217V76L219 75ZM225 74H228V75H219V76H221V78H219V76H218V79H217V81L215 82V79H212V81L214 82V83H217V82H219L218 80H220V82H221V80H222V84H224L223 82L225 81H227L226 83H228V81H230V80H235L236 81V78H233V79H230L229 78V76L231 77V75L229 74V73H225ZM256 74V75H255ZM62 75V74H61ZM93 75V74H92ZM91 75V76H92ZM202 75V76H203ZM203 76V79H205V77L206 76ZM255 77H254V76ZM226 76V77H225ZM228 76V77H227ZM241 76H242V78H241ZM89 77V76H88ZM99 77V76H98ZM97 77V78H98ZM223 77V78H222ZM209 78H206V79H209ZM232 78V77H231ZM239 78H237V80L239 79ZM251 78H255L257 81L259 80V82H260V80H261V83H259L258 82V84H256L257 83V81L254 79V80H251ZM78 79H80V78H78ZM211 79V78H210ZM209 79V80H210ZM226 79H229V80H226ZM238 80V81H241V80ZM249 79L251 80V82L249 83ZM17 80V79H16ZM16 80L15 81H10V84H9V82H6L5 81V79L3 78V77H0V88H2L1 89V91L2 90H5L6 88H4L3 89V87H10V86H14V84L16 85V86H20V87H22V88H26V89H29V88H33L35 91L37 90V91H41V92H43L44 90H49V88H50V90L53 92V91H55V97H57L56 96V92H57V94H61V92H65V90L67 89H70V90H74L75 92V95L77 96L78 94H82L83 95V93H84V95L86 94V93H88V94H86L87 96H91L92 97V102H93V100H99V96H97V95H103V92H102V89H100L101 87V85H100V81H97V83L94 85V86H90L91 87V89H89L88 87H86L87 85L85 84V83H83L82 81H76V82H74L73 84H70L69 85V83H67V81L65 80V81H63V79H60V80H58L56 83H52V81H50V80H44V78L43 79H41V80H37L36 78H34V79H31V80H28V82L26 83V84H23V83H19V82H16ZM36 80V81H35ZM82 80V79H81ZM243 80V81H244ZM35 81V82H34ZM63 81V82H62ZM233 81L231 82H229V83H232L233 84ZM235 81H234V83H235ZM238 81H236L237 82V84L238 83H240L241 84V82H238ZM247 81V82H246ZM263 81V82H262ZM15 82V83H14ZM41 82V83H40ZM219 82V83H220ZM36 83V84H35ZM224 84V85H227V84ZM228 83V84H229ZM58 84V85H57ZM4 85V86H3ZM10 85V86H9ZM22 85V86H21ZM35 85V86H34ZM43 85H45V86H43ZM52 85H53V87H52ZM60 85V86H59ZM249 85V86H250ZM29 86V87H28ZM50 86V87H49ZM66 86V87H65ZM238 86H239V84H238ZM40 87V88H39ZM48 87V88H47ZM134 86H129V88L131 89V88H133ZM261 87H262V85H261ZM85 88H88V90L87 89H85ZM32 89V90H33ZM81 89V90H80ZM100 89V90H99ZM7 90V89H6ZM83 90V91H82ZM59 91V92H58ZM61 91V92H60ZM81 91V92H80ZM87 91V92H86ZM89 91V92H88ZM4 92V91H3ZM102 92V93H101ZM7 93V92H6ZM51 93V92H50ZM120 94H121V92H119ZM120 94H118V95H120ZM83 95V96H84ZM50 96V94H48V97ZM54 96V95H53ZM86 96V97H87ZM95 96H97V97H95ZM100 96V97H101ZM53 98V97H52ZM83 98V97H82ZM94 98V99H93ZM34 100V99H33ZM234 100V101H233ZM30 101H32V99L30 100ZM44 101V100H43ZM46 101V100H45ZM44 101V102H45ZM73 101L74 100H72V101H69V102H66V103H69V104H72L73 103ZM236 101H239V99H229V100H227V101H225L224 103H225V107H222L221 108V106H218V110H217V116L218 117H220V115H221V113L223 114V115H225L226 117H228V118H225L224 116H222L221 115V117L218 119V117H216V118H210V117H206V115L204 116L203 115V119H202V117H198V118H195V119H192L191 118V109H188V108H186V107H184V106H179V108H175L174 110H172L173 111V113L171 112V114H172V116H173V118L178 122V124L180 125V124H182V126L183 127H181L182 129V134L180 135V134H176V133H178L175 129H171V127H170V125H168L167 124V122H166V120H162L161 119V114L160 113H158L159 111H151L149 108L148 109H146L145 110V112L142 114L143 115V117H141V118H139V119H137V120H134L133 118H134V114L132 115V113H131V115L129 114V115H126L125 113H123L125 110H122L121 109V113H119L118 115L117 114H112L110 117H107L106 119H105V117H106V115L105 114H103V113H101L100 111H102L101 109H103V107H106V108H109V107H111L110 105L111 104H109V106L107 105L108 103H104V104H106L105 106H103V104L102 103H99L98 104V106H102V108L101 109H96L95 110V114L96 115H94L93 117L94 118H90L89 116H88V114L87 113H85V108L84 109H81L82 110V117H83V121H82V123H83V126H84V128L85 129H87L88 130V132L90 131V130H92V133H93V136L92 137H90L89 139H95V140H98V139H100V140H102V142H104L103 144H105L106 146H112L113 148H122V147H126V148H130L129 150H131V149H134V148H132V147H135L137 150H141L142 151V148L140 147V146H156V156H151L153 159H154V164L156 165L157 164V166H161V167H164V168H173V169H175L176 171H177V169H179V167L180 166H182V163L181 162H171V161H168L167 162V158L169 157V156H167V153H166V146H164V141L166 140V138H170L171 140H172V142L173 143H175V142H178V141H180L181 140V138L182 137H184V135H191V136H193V134L194 135H198V134H200V132H204L206 135H207V138H205V139H203V140H207L208 141V143H209V145L212 147V149L213 150H215V151H217L218 153L221 151V153H223V149H227V147L226 146H223V143H224V141H225V139H227V138H236V139H238V141L236 142V145H234V147L232 148V150H233V156H234V158H233V160H232V162H231V164L232 165H234V171L237 169V171H235V172H238L239 173V175H240V177H243L244 179H249L250 181H251V183H252V180H253V182L254 183H256L255 182V180H256V178H259L258 180H264L263 178L264 177H261L262 175H264V168L262 169V167H264V162H262L261 161V158H262V156H261V154L264 152V146L262 145V143H261V141H262V138H261V136H259V135H256V134H258V132H260V129L258 130V128L259 127H257V126H255L254 128H256L257 130H255L254 128H252V129H250L249 127H247V126H243V124L242 123H245L243 120V122H241V121H239V119H237L236 118V116H237V111H238V109H240L239 107H238V103L239 102H237V104L235 105V102ZM32 102H35V101H32ZM72 102V103H71ZM75 102V101H74ZM82 102H84V101H82ZM220 103H221V101H219ZM223 102V101H222ZM35 103H37V102H35ZM34 103V104H35ZM45 103H49L48 101L47 102H45ZM65 103V104H66ZM94 103H95V101H94ZM234 103V104H233ZM59 104H61V103H59ZM64 104V103H63ZM85 104H87V102L85 103ZM96 104V103H95ZM101 104V105H100ZM223 105V104H222ZM230 107H229V106ZM228 107V108H227ZM186 108V109H185ZM221 109V110H220ZM236 111H235V110ZM120 110V109H119ZM127 110V109H126ZM129 110V109H128ZM176 110V111H175ZM187 110V111H186ZM223 110H225V111H223ZM228 110H230V111H228ZM97 111H99L98 113H97ZM130 111V110H129ZM148 113H147V112ZM228 111V112H227ZM234 111V112H233ZM87 112V111H86ZM104 112V111H103ZM176 112V113H175ZM183 112V113H182ZM190 112V113H189ZM99 113H101V116L100 115H98ZM153 113V114H152ZM155 113V114H154ZM182 113V114H181ZM219 113V114H218ZM233 113V114H232ZM236 113V114H235ZM122 114H124V115H122ZM145 114V115H144ZM147 114H148V116H147ZM159 114V115H158ZM184 114V115H183ZM152 115V116H151ZM154 115V116H153ZM147 116V117H146ZM230 116H231V120H230ZM235 116V117H234ZM132 117V118H131ZM151 118L150 120H149V118ZM206 117V118H205ZM224 117V118H223ZM232 117H234V118H236V119H234V120H237V121H239L238 123L236 122V121H233V118ZM71 118V117H70ZM146 118V119H145ZM154 118V119H153ZM66 119H69V118H66ZM104 120L105 119V121L106 120H111L114 124H121V125H123V128H122V130H121V132L122 133H120V132H116L115 134H111V133H108V134H106L107 133V131H104V127H101L100 129H97V130H95L93 127H92V123L93 122H100L101 120ZM143 119H145V120H143ZM213 119H216V120H213ZM70 120V119H69ZM142 120V121H141ZM224 121V123L226 124H224L223 123V121ZM37 121H39V123L41 122V120H37ZM36 121V122H37ZM129 121V122H128ZM145 121H146V123H145ZM147 121H149V123L147 122ZM221 121V122H220ZM35 122V121H34ZM112 122H110V123H112ZM199 122V123H198ZM218 122V123H217ZM232 122H234V123H237L238 124V127H235L234 125H233V123ZM240 122H241V124H240ZM39 123H36V125H38ZM44 123V122H43ZM43 123H41L42 125H43ZM217 123V124H216ZM35 124V123H34ZM40 124V125H41ZM103 124L105 125V122H103ZM198 124V125H197ZM237 124H235V125H237ZM41 125V128L43 127ZM132 126V128H130L129 126ZM231 125V126H230ZM39 126V125H38ZM179 130H180V128H179V126L178 125H175ZM232 126H234V127H232ZM227 127H229L230 129H232V131H234V132H232L229 128H227ZM232 127V128H231ZM240 127H241V129H242V131H243V133H242V131H241V129H240ZM244 129H243V128ZM247 127V128H246ZM224 128V130H222ZM236 128H239V129H236ZM134 129H138L139 130V132L138 131H135ZM219 129H220V131H219ZM248 131H247V130ZM59 130H60V133L62 132V131H65V128H63L62 127V129H61V127H58L56 130H54L55 132H57V133H59ZM129 130V131H128ZM208 130V131H207ZM215 130H216V132L217 131H219V133L217 132V133H213V132H215ZM237 130H239L238 132H237ZM250 130H251V132H252V130L254 131V132H252V133H254L256 136H257V138L255 137L252 141H249L250 140V137L251 136H248V133L246 134V132H250ZM53 131V132H54ZM257 133H256V132ZM221 132H223V133H221ZM226 132V133H225ZM65 133L66 134H71V135H77V133H76V131H74V130H66L65 131ZM79 133V132H78ZM225 133V135L223 136V135H221V134H224ZM260 134V133H259ZM87 138V137H86ZM91 141V140H90ZM202 141V140H201ZM240 141V142H239ZM108 144V145H107ZM168 147H170V146H168ZM209 147V146H208ZM250 147H252L253 148V150L254 151H252L251 149H250ZM60 149V148H59ZM172 149V148H171ZM246 150L247 151H252L253 153H255V155L253 156V157H251L250 159H247V158H245L244 156H242V155H246ZM154 151V150H153ZM185 152H186V154L183 156V157H179V158H175L174 160H177V161H180V160H182V161H184V162H192V163H194V162H196V160H197V158H196V154H197V152H195V150H191V152L189 153V150L187 149V150H185ZM205 152V155H207V154H210V152H208V151H204ZM194 154L195 155V157L194 156H192V155H190V154ZM160 154V155H159ZM220 154V153H219ZM219 154H218V161L219 162H215L216 163V165H217V163H226V162H230V161H227V160H225L224 158H221L220 156H219ZM239 154V155H238ZM198 155H202L201 153L200 154H198ZM193 157H194V159L196 158V160H194L193 159ZM28 158H30V157H25L24 159H28ZM157 158V159H156ZM159 158V159H158ZM169 158H171V157H169ZM185 159V160H184ZM29 160V159H28ZM166 162V163H165ZM161 163H162V165H161ZM204 163H206V161H204ZM224 163V164H225ZM236 163H238V164H236ZM159 164V165H158ZM200 164H203V162L202 163H200ZM221 165L220 164V166H223V167H225V165ZM227 164V163H226ZM236 164V165H235ZM240 164V166L242 165L243 167H242V169H239V167L237 168V165H239ZM246 164V165H245ZM219 165V164H218ZM250 166V169H248L249 167L248 166ZM174 166V167H173ZM245 166H247V167H245ZM255 166V167H254ZM259 166H261V169H260V167ZM152 169V167L151 166H148L147 168L146 167H143L142 169L143 170H145V171H143V172H145L146 174H148V173H150V174H148V177H147V175L145 174V173H143V176H144V174L146 175L144 178L147 180L149 177H154V176H152V175H154L153 173H154V170H153V172L151 173V172H149V171H152V170H150V168ZM236 167V168H235ZM146 168V169H145ZM241 168V167H240ZM246 168V169H245ZM259 170H258V169ZM141 169V170H142ZM219 169H221V170H225L226 168H220L219 167ZM239 169V170H238ZM140 170V169H139ZM149 170V171H148ZM241 170H242V172H241ZM244 170V171H243ZM248 171V172H246V171ZM254 170V171H253ZM263 170V171H262ZM146 171H148V172H146ZM233 171V172H234ZM242 173H240V172ZM251 171H253V173L251 172ZM257 171V172H256ZM259 171V172H258ZM261 171V172H260ZM244 172H246V174L247 175H245V173ZM249 172H251V173H249ZM256 173V175H255V173ZM263 172V173H262ZM238 173H236V174H238ZM257 173L259 174L258 176H257ZM252 174H253V176H252ZM261 175V176H260ZM249 176V177H248ZM260 176V177H259ZM246 177V178H245ZM117 178V177H116ZM116 178H114V179H116ZM143 177H142V179H140V180H143L144 179ZM155 178V177H154ZM144 179V181L145 182H143L142 183V181H140V180H138V182H140V183H142V184H149V183H152L154 186H156V184H157V188L160 190H163L164 188H167V187H164L161 183H159V182H157L158 180L160 181V179H154V180H151L149 183H148V180L150 179H148L147 181ZM255 179V180H254ZM102 180H104V179H102ZM102 180H100L101 182H102ZM105 181V180H104ZM107 181V180H106ZM155 181V182H154ZM257 181V180H256ZM109 182L110 181H107V183H105V182H103L105 185H108L109 184ZM162 182V181H161ZM258 182V181H257ZM102 183V184H103ZM111 183V182H110ZM159 183V184H158ZM163 183V182H162ZM253 183V184H254ZM163 184H166V183H163ZM160 185V186H159ZM162 185V186H161ZM156 188V191H158V189ZM160 190V191H161ZM169 190V189H168ZM167 190V191H168ZM96 194H98L97 192H96ZM99 195V194H98ZM1 199H4V200H6L7 202H11V200L10 199H7V198H4V197H0ZM233 206V207H232ZM2 210H4L5 212H6V216H0V264H189V262L190 263H192V264H197V262L196 261H193L194 259H191V258H189V257H187L188 258V260H187V258H186V256H183L184 254H182L181 253V248L179 247V246H177V247H179L180 248V250L181 251H179L178 249H176L175 247H174V245H172V247H171V245H169V248L167 249V250H155V251H152V252H148V251H143V250H140V251H138L137 253H132V252H130V251H122L120 248H116L115 247V245L112 243V238H111V231H109L108 229H105V228H102V227H100V226H97V225H92V224H90L93 220H94V218H97V219H95L94 221H96V222H98V221H100V222H102V220L104 221V219L105 220H107L108 219V217L106 218V215L105 216H87L88 218V220L86 219V221L88 222V221H90L89 223H86V222H83V221H81V220H78V219H70V218H60L59 216H61V214L59 215V213L58 214H56L55 212H52L51 210L52 209H50L49 208V210H48V212H44V213H41V211H37V210H30L29 208H26V207H21V208H19V209H15V207H14V209H9V208H6V207H0ZM229 208V210L227 211V212H230V211H232V210H238V207L236 208V206H234V205H231L230 207H228ZM226 209V208H225ZM18 210V211H17ZM33 211V212H32ZM49 212H51V213H49ZM66 213V211H64L63 210V212H61V213H63V214H65ZM67 213H69V212H67ZM219 213V212H218ZM72 214V215H71ZM71 214H69V215H71V216H75V215H73V213H71ZM67 215V214H66ZM56 216H58V217H56ZM94 217V218H93ZM93 218V219H92ZM92 219V220H91ZM100 219V220H99ZM93 221V222H94ZM258 231H260V230H258ZM260 233H262V234H264L263 232H260ZM171 247V248H170ZM177 250V251H176ZM179 252L182 254H180L179 255ZM183 252V251H182ZM149 253H151V254H149ZM230 257V256H229ZM231 258H233V257H231ZM190 260V261H189ZM212 261V260H211ZM212 263V262H211Z\"/></svg>",
	"mask_w": 264,
	"mask_h": 264
}]
</instances>
